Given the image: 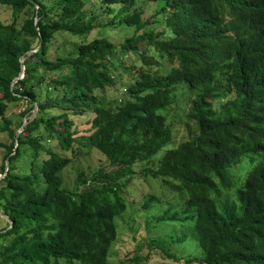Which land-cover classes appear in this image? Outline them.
I'll return each instance as SVG.
<instances>
[{
	"label": "trees",
	"instance_id": "16d2710c",
	"mask_svg": "<svg viewBox=\"0 0 264 264\" xmlns=\"http://www.w3.org/2000/svg\"><path fill=\"white\" fill-rule=\"evenodd\" d=\"M0 5L13 13L0 21V131L10 138L0 142V211L11 221L0 229V264H109L139 163L182 201L154 214L147 194L151 222L166 227L147 241L150 251L185 264H264V0ZM118 27L134 34L117 45L109 32ZM117 71L129 83L114 98ZM179 96L188 137L174 146L167 113ZM18 102L25 109L13 129L5 112ZM92 151L110 169L80 173L83 189L68 191L63 170Z\"/></svg>",
	"mask_w": 264,
	"mask_h": 264
},
{
	"label": "rangeland",
	"instance_id": "374dc122",
	"mask_svg": "<svg viewBox=\"0 0 264 264\" xmlns=\"http://www.w3.org/2000/svg\"><path fill=\"white\" fill-rule=\"evenodd\" d=\"M26 15L22 11L17 15L16 27L19 28L24 23ZM0 21L8 25L13 21V13L10 7H5L0 5ZM134 34V31L127 28H114L109 32V36L117 45L123 41V39L131 37ZM73 40V39H72ZM33 47L37 45L35 40H31ZM71 41L69 44H66L61 47L59 54L61 56L68 55L73 49L74 44ZM127 59H132L137 61V58H131L128 56ZM136 67L139 66L138 63L135 64ZM117 75H121L115 79L116 88L111 90V96L117 97L123 92V88L128 85V74H120L117 71ZM186 97L179 96L177 102L172 105L169 112L167 113L168 121L171 123V128L173 130V141L172 144L178 145L180 142L184 141L188 137L187 128H186V117H185V108L181 106L183 102L186 101ZM25 109L24 102H18L13 104H8L6 108V116L12 121L11 128L16 129L18 121H21L20 113ZM25 118L22 119L24 121ZM85 126L82 121H80L78 133L79 135L85 134ZM20 128L18 129V131ZM17 131V133H18ZM0 142L9 144L10 138L6 132L0 131ZM66 155L65 153H63ZM26 156V153L23 157ZM5 157V149L0 148V165L3 163ZM28 164L26 158L22 159L21 166L26 167ZM18 167L19 164H16ZM101 167H106L110 169L109 165L98 153L92 151L87 156H84L78 160H74L70 163L62 172L63 187L70 192H75L78 188L83 189L81 183L80 173L84 175L87 179L91 177L93 172L96 169ZM152 167L148 163H139L133 167L132 180L130 182L129 188L132 189L133 194L127 195V209L125 213L118 218V239L112 247L109 256V264H133L135 260H132L136 257L145 258L139 261L140 264H185L183 258L175 260L170 258L167 255L161 254L160 252H152L149 250L147 241L149 239H155L158 232L166 230L165 226L156 227L155 222H151V216L148 215L146 208L143 204L147 199V194L153 196L157 201L154 202V206L149 213H162L168 206L175 207L178 205V208L181 206L180 194L174 190H170L167 187L165 188L164 183L160 179H153L150 177H144L141 174V171L144 168ZM1 187V184H0ZM178 202V203H176ZM161 205V206H160ZM159 206V207H158ZM148 222V224H147ZM8 221L0 215V229L5 228ZM184 230L182 229L181 233ZM192 233V230H190ZM188 247L189 253H195L198 255V252L190 249ZM187 248L183 246H174L172 247V252L175 253L177 257H185L187 253ZM182 259V260H180Z\"/></svg>",
	"mask_w": 264,
	"mask_h": 264
},
{
	"label": "water",
	"instance_id": "95a60500",
	"mask_svg": "<svg viewBox=\"0 0 264 264\" xmlns=\"http://www.w3.org/2000/svg\"><path fill=\"white\" fill-rule=\"evenodd\" d=\"M34 52H36V50L29 51V52H28V55H31V54L34 53ZM20 63H21V72H20V74H19V77L15 78V79L12 81V84L16 83L18 79H21V78L23 77V72H24V58L21 59ZM36 110H37L36 107H34V110L32 111V114H31L30 117H29L30 120L33 119V117H34V115H35V113H36ZM26 120H27V119L25 118L24 121H23V124H22V126H21V128H20V130H19L18 133L16 134L15 140H16V138L18 137V135L22 132L24 126L26 125ZM7 165H8V159H6V161H5V171L7 170ZM4 176H5V174L0 175V179H2ZM0 215H1L2 217H4V218L8 221L9 224L11 223V221H9V220L7 219V217H6L1 211H0Z\"/></svg>",
	"mask_w": 264,
	"mask_h": 264
}]
</instances>
